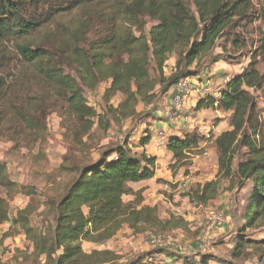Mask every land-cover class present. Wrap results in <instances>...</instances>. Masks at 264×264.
Returning a JSON list of instances; mask_svg holds the SVG:
<instances>
[{
    "label": "trees",
    "instance_id": "1",
    "mask_svg": "<svg viewBox=\"0 0 264 264\" xmlns=\"http://www.w3.org/2000/svg\"><path fill=\"white\" fill-rule=\"evenodd\" d=\"M251 10L249 0H0V122L21 127L23 132L17 131L16 137L41 130L44 110L36 103H23L28 78L24 74L28 72L37 86L46 87L44 91L66 105L77 136L87 135L94 119L98 129L107 132L112 124L133 118L140 102L151 104L158 95L156 88L160 92L172 88L183 78L184 69L208 55L220 39H229L231 28L245 22ZM75 13H80L81 19L63 21ZM253 16L264 27V8ZM144 18L155 22L146 35ZM36 35L41 39L33 43L30 39ZM89 36L93 39L88 41ZM43 41L52 45H41ZM259 42L254 60L227 80L217 97H200L194 106L195 112L229 114L230 129L213 139L218 175L225 179L234 176L239 186L250 183L242 218L247 228L264 224V125L250 93L262 91L264 95V73L256 69L257 57L264 56V33ZM10 44L12 53L7 49ZM232 45L239 48L241 39L234 36ZM173 55L177 56L176 67L182 70L165 77L163 69ZM62 66L70 68L78 82ZM103 82H109L106 102L117 94L122 100L117 107L108 106L97 113L88 106L83 89L95 90ZM105 118L110 120L105 122ZM204 141L195 131L169 137L167 150L173 168L184 169L188 176L190 152ZM149 142L150 134L145 133L138 144L143 150L138 153L131 152L125 141L103 150L95 161L72 169L76 176L55 205L50 236L31 227L35 209L30 204L13 211L15 197H32L34 189L12 181L6 164L0 162V226L9 225L3 239L24 235L34 255L44 256L52 264H108L115 259L112 253H86L81 242L104 243L124 226L134 234L181 227V218L169 215L167 220L160 219L157 206L143 204V191L129 186L154 178L156 158L145 151ZM241 146L247 155L233 170L234 155ZM217 192L218 182L209 181L197 184L187 197L197 205H206ZM125 196L134 199L125 203ZM247 245V240L239 241L235 249ZM154 255L132 264H155Z\"/></svg>",
    "mask_w": 264,
    "mask_h": 264
},
{
    "label": "rangeland",
    "instance_id": "2",
    "mask_svg": "<svg viewBox=\"0 0 264 264\" xmlns=\"http://www.w3.org/2000/svg\"><path fill=\"white\" fill-rule=\"evenodd\" d=\"M249 1L252 15L249 13L250 16L245 22L231 28L229 39H220L208 55L184 69L182 79L186 78L190 83V90L180 110H175L170 105L171 88L163 92L156 89L157 98L148 105L140 102L133 118L112 124L107 132L98 129L97 120L94 119L90 132L79 137L75 121L67 116L66 105L61 104L55 94L44 91L46 87L43 89L38 83L39 88L31 80L30 73H25L24 76L28 78L24 83L26 97L23 103H36L44 111L40 117L42 128L36 133L26 132L16 137L17 131L23 132L21 127H16L14 123L0 122V162L6 164L12 181L20 186L33 188L35 193L32 197L17 195L12 204L13 211L24 209L26 204H30L35 209L30 217L31 227L50 236L54 227L55 205L76 176L72 169L93 162L103 150L125 141L128 142L131 152L138 153L140 151L135 149L140 139L145 133L152 135L157 129L164 130L166 136L176 137L195 131L204 136L206 145L200 150L196 148L190 152L189 165L186 166L188 176H184V169L173 168L171 154L163 150L158 171L169 173L173 180H159L155 184L151 182V186L145 188V199L150 200V204H156L160 219L167 220L169 215H174L184 221L177 229L150 234L168 237L183 247L184 251L152 247L147 244L149 233L134 234L126 226L104 243L81 242L82 250L86 253L109 251L115 259L108 264H132L139 260L144 261L152 254H156L152 256L155 264H264V224L257 223L252 228H247L242 219L250 193V183L239 186L234 176L225 179L218 175L213 139L228 129L229 114L215 110L194 111L195 103L200 97H217L226 81L239 75L254 60L264 27L260 20L254 18L253 13L264 8V0ZM81 17L80 13H75L65 17L63 21L70 23ZM142 21L146 35L155 22L148 18ZM234 36L242 41L239 48L232 45ZM40 39L41 36L36 35L30 41L35 43ZM92 39L91 36L88 37V41ZM47 44L52 45L48 41H43L41 45ZM7 49L12 53V44ZM218 57L220 60L214 63ZM176 62L177 56L168 58L163 69L165 77L182 70L176 67ZM62 67L78 82L70 68ZM256 69L259 73H264V56L257 57ZM150 72L155 77L152 66ZM108 87L109 82H103L95 90L83 89L88 106L97 113L105 112L108 106L117 107L122 100V96L117 94L106 102L104 92ZM250 93L257 103V116L264 125V95L262 91L250 90ZM109 120L110 118H105L104 121ZM246 155L247 150L241 146L234 155L233 170ZM178 175L180 177L176 181ZM209 181L218 182L216 197L206 205L191 202L187 194L197 184ZM165 183H168L166 188ZM131 187L133 190L140 189L136 185ZM133 199V196H125L123 201L127 203ZM212 210L224 214L226 219L222 225L215 226L208 221L207 214ZM11 239L6 243L0 240V264H52L44 256L34 255L24 235H14ZM201 239L206 241L203 245L199 243ZM243 240L248 241L247 247L236 250L235 245Z\"/></svg>",
    "mask_w": 264,
    "mask_h": 264
},
{
    "label": "built area",
    "instance_id": "3",
    "mask_svg": "<svg viewBox=\"0 0 264 264\" xmlns=\"http://www.w3.org/2000/svg\"><path fill=\"white\" fill-rule=\"evenodd\" d=\"M170 105L175 110H180L183 108L186 97L190 90V83L187 79H180L172 86ZM167 138L165 137L164 130L156 132L154 136L153 143L158 148L165 149L167 147ZM208 221L215 226H220L225 222V216L222 212L212 210L207 214ZM199 243L203 245L206 242L204 239H201ZM147 244L152 247H157L161 249L171 248L177 251H184V248L181 247L176 241L165 237L163 235H153L150 234L147 238Z\"/></svg>",
    "mask_w": 264,
    "mask_h": 264
},
{
    "label": "crops",
    "instance_id": "4",
    "mask_svg": "<svg viewBox=\"0 0 264 264\" xmlns=\"http://www.w3.org/2000/svg\"><path fill=\"white\" fill-rule=\"evenodd\" d=\"M156 89H158V88H156ZM163 129H165V127H163ZM230 128H229V126H228V129L227 130H225V131H228ZM161 129H157L156 131H154V133L152 134V135H150V142H149V144L145 147V151H146V154L148 155V156H152V157H155L156 158V169H155V175H154V178H152V179H150V180H148V181H144V182H140V183H137V184H130L129 186L131 187V185H136V186H140L139 188L140 189H138V190H142L143 191V193H142V196H143V199H144V202H143V204L144 205H147V206H151V207H153V206H156V204H150L149 202H150V200H148V201H146V197H145V193H146V191H145V188L146 187H148V186H151V182H153L154 184L155 183H157L159 180L160 181H164V182H171V180H173L172 179V176L169 174V173H167V172H165V171H162V170H160V171H158V165L160 164V163H162V160H160V158H161V156H162V152H163V150L164 151H167L168 152V150H167V147L165 148V149H163V148H158V147H156L155 145H154V143H153V140H154V136H155V134H156V132H158V131H160ZM225 131H223V132H225ZM190 132H192V131H190ZM186 133H189V132H186ZM221 134V133H220ZM183 135V134H182ZM181 135V136H182ZM219 135V134H218ZM218 135H216L215 137H217ZM172 135H168V136H166L165 135V137L167 138V141H168V139H169V137H171ZM180 136V137H181ZM176 137V136H175ZM214 137V138H215ZM206 145V142L204 141V142H201V143H199L198 144V149L200 150V149H202L203 147L202 146H205ZM136 151H142L143 149L142 148H136L135 149ZM169 153V152H168ZM170 154V153H169ZM98 158V157H97ZM96 158V159H97ZM95 159V160H96ZM94 160V161H95ZM173 161V160H172ZM180 177V175H178V176H176V181H177V178H179ZM161 184V182L160 183H158V185H160ZM168 186V183H165L164 184V188H166ZM15 201V200H14ZM13 201V202H14ZM26 206H27V204H26ZM25 206V207H26ZM24 207V208H25ZM21 210V209H20ZM160 217V216H159ZM6 226V227H5ZM8 227H9V225L8 224H4V225H2V226H0V240L1 241H4V243H6L7 241H11L12 239H11V237H9V238H5V239H3V234L8 230ZM2 230V231H1ZM31 247V246H30ZM31 250H32V247L30 248Z\"/></svg>",
    "mask_w": 264,
    "mask_h": 264
}]
</instances>
